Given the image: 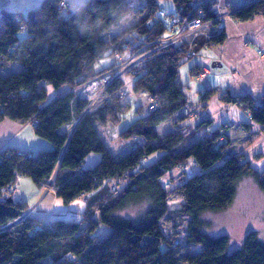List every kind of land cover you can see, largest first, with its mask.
Listing matches in <instances>:
<instances>
[{"label":"trees","instance_id":"obj_1","mask_svg":"<svg viewBox=\"0 0 264 264\" xmlns=\"http://www.w3.org/2000/svg\"><path fill=\"white\" fill-rule=\"evenodd\" d=\"M171 1L175 12L182 15L202 21L215 16L211 2ZM227 2L236 21L264 15V0ZM65 7H69L67 16ZM159 7L158 0H147L139 9L129 7L126 0H87L72 10L66 0H41L25 13L1 9L0 69L11 63L20 68L0 75V121L36 119L34 133L52 148L35 154L13 146L0 149V264H264V242L254 232L246 234L237 250L228 252L227 235L210 236L202 230L201 215L226 208L244 178H252L264 192V171L254 168L243 154L230 152L253 136L250 122L221 124L202 140L188 144L189 136L184 134L199 104L182 88L179 68L195 54L198 38L211 45L223 42L225 35L220 31L210 39L204 35L194 38L193 55L187 53L190 36L156 48L170 34L156 15ZM215 25L207 26L206 32L213 33L209 27ZM22 30L26 36L20 38ZM154 48L125 75L134 76L132 92L152 96L155 109L149 110L146 104V113L141 114L144 108L140 105V115L119 133L123 144L111 152L96 123H106L110 111L117 115L115 108L127 93L123 77L105 89L107 98L102 105L94 108L95 103L87 111V102L74 89L111 69L112 53L131 57ZM105 57L111 63L103 64ZM48 87L68 90L49 100ZM211 95L207 90L201 98ZM227 99L241 105L264 130V95L258 103L248 95ZM93 152L100 154L99 160L81 169ZM150 157L153 160L147 162ZM189 160L200 172L177 185L161 182L164 175ZM75 173L74 181H59ZM21 175L38 184H56V194L65 203L91 192L94 196L87 200L94 202L103 199L104 190L108 192L98 205L99 222L109 229L107 234L99 237L98 222L85 216L80 221L55 219L50 226L28 215L18 220L28 207L6 192ZM114 180H125L117 194L106 189ZM141 197L148 198L152 206L139 222L115 215ZM170 212L187 217L185 242L199 246L198 250L183 251L170 235L174 228Z\"/></svg>","mask_w":264,"mask_h":264},{"label":"crops","instance_id":"obj_2","mask_svg":"<svg viewBox=\"0 0 264 264\" xmlns=\"http://www.w3.org/2000/svg\"><path fill=\"white\" fill-rule=\"evenodd\" d=\"M160 1L161 0H158V4L161 7ZM175 10L174 7L172 11H167L173 13ZM209 28L211 32L215 30L223 31L225 40L221 43L207 45L202 37L198 38L195 54L191 58L185 60L179 68L178 77L180 81V69L187 66L186 71L189 75L186 80L187 82L183 83L180 81V84L190 100L198 102V108H201L202 111L205 112V117L196 120L200 112V110L197 109L196 112L193 113V123H191L189 119L192 125H188L184 128V134L189 136L187 144L202 140L221 124L243 121L234 118L235 110L242 111L248 120L247 122L251 121L249 113L238 103L228 100V96L237 98L242 95H248L255 103H258L260 98L264 95V15L258 14L244 21H236L230 16L225 19L222 24ZM190 59L193 60L191 63H189ZM205 65H210V71L204 81L206 86L205 91H211L212 95L202 99L200 97L202 94L199 88L194 89L192 81L196 82L197 72ZM124 77L125 75L123 78ZM126 87L127 86H125V88ZM131 87L132 84L126 89L127 93H129V95H125L127 104L126 109L131 107V102L133 103V100L138 102L136 95L138 97L142 96V93L132 92ZM67 90V87L54 90L52 96L48 98L52 100L64 94ZM215 99L219 102L218 106L216 105L218 110L227 111L228 114L226 120L217 123V125H219L217 127L212 126L213 118L206 113V110L214 105ZM137 102L134 106L135 111H137V108L141 105H138ZM205 120L207 121L205 124L206 128H204L205 126L197 128L198 125ZM250 124L253 136L248 141L232 148L230 152L231 154H243L244 159L250 161V164L254 168L259 171H264V130H262L259 124H257V127H252V122H250ZM101 125L103 126L106 124ZM98 131L103 139V133H101L99 129ZM257 140L258 144L262 141V146L256 145ZM104 143L106 142L104 141ZM5 146L16 147L19 151L27 154H35L39 150L52 148L49 141L38 137L34 133V126L30 121L21 122L10 119H3L0 121V149ZM248 155H251L256 160L257 166L260 167L254 166ZM95 161H98L97 157ZM77 174L78 173H75L70 177L66 176L60 178L59 181H74ZM45 187L46 184H38L30 176L21 175L17 178L14 185L8 188L6 194L10 195L13 200L25 202L29 210L28 216L38 220L45 226H50L56 217H63L59 215L74 213L75 215L73 214V216L79 217L80 220H82L84 216L90 220L98 217L99 203L87 200L88 197L93 198L92 196H94L95 192H91L86 196H78L69 203L62 201V204L60 203L61 197H58L56 194V184L51 188L49 187L47 190ZM74 200L75 203H73ZM71 204H75L73 205L75 209L72 208ZM56 207L62 212L57 211ZM85 213H87V215H84ZM86 222L83 224L86 225Z\"/></svg>","mask_w":264,"mask_h":264},{"label":"rangeland","instance_id":"obj_3","mask_svg":"<svg viewBox=\"0 0 264 264\" xmlns=\"http://www.w3.org/2000/svg\"><path fill=\"white\" fill-rule=\"evenodd\" d=\"M67 1L71 3V9L73 10L76 4L79 3L83 4L87 0H67ZM40 2L41 0H0V11L1 9H5V10L22 11L25 13L27 10L37 7ZM160 4L161 7H163L166 10L172 11L174 9V6L170 0H161ZM68 9L69 7L68 8L65 7L63 9V14L65 16L68 15ZM18 35L20 38H23L24 36H26V32L22 30ZM192 61L193 60L190 59L189 63H191ZM101 62H103V64H107L108 62L111 63L108 57L103 58ZM186 67L187 66H184L180 69V81L183 83L187 82L186 80L189 76L186 71ZM19 68H20L19 65L15 63H11L7 68L0 69V75H6L10 72L18 70ZM123 79L125 85L127 86L125 89H127L132 84L134 76L130 74H126ZM192 84L194 86V89L199 88L203 96V93H205L206 90L205 84L204 83L200 84L197 81V79L196 82L192 81ZM53 91L54 89L52 87H48L49 97L52 96ZM125 95H129V93H126ZM125 95L123 96L121 104H119L118 107L115 108L117 111L115 110L114 113L115 114L117 113V115H113V111H110L107 114L108 120L106 121V123H104L106 125L102 126L99 122L96 123L97 128L101 130V133H103L104 135L102 136L104 141L106 142L105 144L107 149L111 152H114L115 150L120 148V146L123 144V142L118 136V133L123 129H125L135 118H137L140 115V113H137V111L134 110V106L137 102V101L135 102V100H133V103L131 102V107L129 109H126L127 104L125 100L126 97ZM136 97L138 98L137 104L138 105L141 104L144 108L141 114L146 113V109H145L147 104L146 101L142 98V96L138 97L136 95ZM106 98H107L106 94L101 96L100 99L96 102L94 108L102 105L106 101ZM218 103H219L218 100L215 99L214 105H212L211 108L206 110L207 111L206 113H208L209 116L213 118V123H212L213 127L219 126L217 125V123L223 122L224 120H226L228 116L227 111L218 110L217 108ZM198 110H200V112L196 120H200L202 117H205L204 116L205 112L202 111L201 108L200 109L198 108ZM234 116H235L234 118H237L239 120L248 121L245 114L242 113V111L235 110ZM186 123L188 122L186 121ZM252 123H253L252 127H257L256 123L254 122ZM261 142L260 144H258V140H257L256 145L262 146ZM263 151H264V147H263ZM96 157L99 160L100 154L96 152L90 153L85 158L84 162L81 164V169L89 168L93 166L97 162L95 161ZM153 157L148 158L146 161L147 162L152 161ZM248 157L249 159H251L252 164L254 166L260 167L257 166L256 160L251 155H248ZM198 172H200L199 167L193 164L192 161L189 160L185 165H181L177 168H174L166 175H164L161 179V182L167 185V183L171 181L172 183H169L168 185L170 186L177 185L179 182H183L184 180H186L187 178ZM50 182L46 184L45 187L46 190L49 189V187L50 188L52 187V185H50ZM124 185H125V180H118V181L114 180L111 181L109 185H106V189H109L113 191V193H116ZM106 193L108 192L104 190L102 194L103 197H101L103 199L95 200L96 203L104 202ZM60 201H61L60 203L63 204L62 202L63 199L60 198ZM73 203H75V200ZM73 205L75 204H71L72 208L75 209ZM151 206L152 203L148 198L141 197L133 201H130L125 207L117 210L115 215L120 218L129 219L132 222H139L141 216ZM56 210L62 212L57 207ZM25 214L29 215V210ZM73 214L59 215L63 217L55 216L56 217L55 219H62V220L64 219L67 221H80V218L73 216ZM169 215L171 216V220L174 225V228L173 230H171L170 235H172V237L177 239L178 243L182 247V250L192 251V252L198 250L199 246L188 245L185 242L186 225L188 221L187 217L174 212H170ZM201 218L203 222L202 230L204 232H206L210 236H219L223 234L228 236L229 238L228 252H233L237 250L241 246L244 237L249 232H254L257 238L262 242H264V192H262L257 187L256 183L253 181L252 178H244L243 180H241V182L237 187V191L234 196V199L226 208L217 211H206L201 215ZM94 220L98 222L96 226V232L98 233L99 237H104L109 229L99 222V217L95 218Z\"/></svg>","mask_w":264,"mask_h":264},{"label":"built area","instance_id":"obj_4","mask_svg":"<svg viewBox=\"0 0 264 264\" xmlns=\"http://www.w3.org/2000/svg\"><path fill=\"white\" fill-rule=\"evenodd\" d=\"M128 6L131 8L139 9L144 7L147 4V0H126ZM228 0H202V2H211L212 7L215 9V16L208 20L202 21L200 17H190V14L182 15L180 12L176 11L173 13L168 12L162 7L157 9V17L160 21L170 29V34L168 37L162 40L161 44L158 47L166 46L171 44L183 37L190 36L191 42L190 47L187 49V53L189 55H193V48H192V41L194 38L204 35L206 38L212 37L213 35H217L220 33V30H215L213 33L209 34L206 32L207 26L216 23L222 24L225 19L231 16L233 9L229 8ZM64 2H61L60 5H63ZM156 48L144 52L139 56H131L126 58L121 53H112L110 55V60L113 62L114 66L87 80L86 82L82 83L78 87L74 89L76 91L77 96L85 100L87 102L86 109L87 111L91 106H93L103 95L105 89L109 86V84L117 77H123L125 72L135 66H138L139 63L153 50ZM210 71V65H205L201 67V69L197 72L196 78L200 83H204L207 74ZM143 99L148 104V109L153 110L155 109V104L153 98L148 93H142ZM191 123L194 121L193 113L190 114L189 117ZM37 122L36 119L32 120L31 123L35 124ZM26 216L24 214L18 220Z\"/></svg>","mask_w":264,"mask_h":264}]
</instances>
